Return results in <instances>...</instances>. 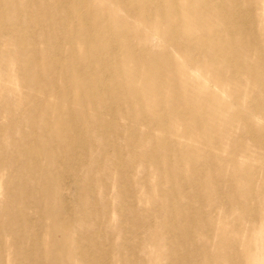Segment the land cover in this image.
I'll use <instances>...</instances> for the list:
<instances>
[{
    "label": "rangeland",
    "instance_id": "374dc122",
    "mask_svg": "<svg viewBox=\"0 0 264 264\" xmlns=\"http://www.w3.org/2000/svg\"><path fill=\"white\" fill-rule=\"evenodd\" d=\"M219 2L226 4L228 22L215 17L217 36L212 33L214 26L197 25L186 17L180 22L176 17L175 26L166 32L175 36L171 43L181 45L182 55L174 53L172 46L157 48L161 53L172 51L176 62L172 72L179 70L181 76L185 74L182 77H191L187 79L186 100L192 106L198 103L202 114L212 115L202 128H184V121L173 115L169 126L157 125L162 112L154 110L172 105L151 93L143 77L134 79L135 73L126 65L113 70L100 67L94 72L103 77L101 88H110L113 76L116 85L131 88L134 82L142 88L148 120H138L142 126L135 131L122 130L111 143L124 146L129 133L137 138L144 130V143L136 144L135 152L143 153L139 164L146 170L136 174L130 168V178L122 181L118 176L126 169L118 171L108 160L91 163L92 148L79 154L78 162H70L65 169L55 167L50 173L35 170L36 154H29L28 161L23 157L28 147L40 145L24 106L46 97L31 84L39 76L34 66L51 64L48 68L54 67V74L47 73L46 81L62 85L58 77L69 67L59 64L55 70L61 57L58 52L69 51L71 45L65 40L62 25L58 32L45 35L42 30H50L49 25L28 22L30 12L48 8L44 0H0V28L18 31L0 33V264H264V0ZM179 3L183 7L184 2ZM94 4L109 11L114 26L118 17L125 16L115 0H94ZM235 17L240 18V24L232 30L230 22ZM215 47L229 52L232 61H221L218 72V85L226 95L211 83L210 89L217 96L208 99L206 88L200 91L194 83V68L208 65L204 71L212 79L210 56ZM38 49L44 54L37 56ZM236 64L244 69L254 64L251 77L235 75L239 70ZM119 68L125 73L117 74ZM55 93L52 90L47 97L52 100V113L57 104ZM96 97H101L99 91ZM162 99L166 105L161 106ZM134 108L139 117L140 109L137 105ZM36 114L43 115V111L36 110ZM249 115L252 124L247 123ZM63 118L68 115L64 113ZM118 124L126 125L122 115ZM51 126L54 129L55 123ZM91 133L86 138L99 141L105 137L100 129ZM22 145L25 151L12 157ZM121 148H126L125 156L130 159L132 148ZM43 153L51 156L53 149H43ZM48 161L40 158L39 164L49 169ZM58 171L63 172L59 179L54 176ZM98 174L105 177L101 182L104 186L93 179ZM68 176L76 178L68 180ZM20 187L25 190L19 191ZM82 187H87L86 197L92 203L86 211L77 206L84 198ZM51 205L66 207L57 220L58 239L49 235L53 217L44 215ZM130 210L133 214L120 217ZM69 220L74 223L71 228L66 226ZM130 244L134 249L128 247ZM79 247L85 249V257L78 252ZM32 249L35 256H25ZM14 251L17 255L13 257Z\"/></svg>",
    "mask_w": 264,
    "mask_h": 264
},
{
    "label": "bare ground",
    "instance_id": "6f19581e",
    "mask_svg": "<svg viewBox=\"0 0 264 264\" xmlns=\"http://www.w3.org/2000/svg\"><path fill=\"white\" fill-rule=\"evenodd\" d=\"M48 8H40L34 12H30L28 15V22L37 25H49L50 30H42L45 35H50L59 31L62 25L63 33L65 34V40L71 45L69 51L61 49L58 53L61 57L56 63L55 70L59 66L69 67L65 69L58 79L63 81V84H56L54 82H48L45 79L47 73L54 74L52 69L48 67L51 65L48 62V67H43L40 64L34 66V73H38V78H34V82H31L36 88H40L46 95L44 99H34L30 107L27 108V118L32 122L31 130L34 136L40 138L39 147H28L27 152L23 157L28 161V155L36 154L38 160L35 163V170L45 171L50 173L56 168L60 167L65 169L70 162H78L79 154L94 149V153L90 154L91 163L104 162L106 160L111 164L110 167H115L118 171L120 169H126L124 175H119L120 180H128L130 178V168L134 170L136 174H144L145 168L139 164V157L144 156L140 151L135 152V146L138 143L143 144L145 138V131L141 137H129L126 140V145L130 146L131 155L130 159H127L126 148L124 146L115 147L112 145L113 138L121 134L122 130L135 131L137 126H142L138 120H148L146 108L143 105L142 88L137 87L133 83L131 88L116 85L115 76L111 78L112 84L110 88H101L100 83L102 75L94 73L100 67L111 69L113 67L126 65L131 71L135 73L134 79L143 77L144 85L147 89L156 95H160L166 98L168 103L172 106L163 107L161 110H154V112L161 111L162 114L158 116L155 123L160 126L170 125V115H173L177 119L184 121V128L192 125L197 128H202L204 123L212 119V115L209 113L202 114L201 108L198 103L192 106L191 102L186 100L188 94L187 87L189 82L187 79L181 76V72H172L170 69L176 65L171 52L182 55L181 45L174 41V35H169L166 30L175 26L173 19L178 17H186L190 21L197 25H207L213 27L215 17L223 19L227 24L228 14L225 13L226 4L219 2V0H181L184 2L183 7L180 6V0H115L117 7L125 13L124 17H118L116 26L113 25L111 16L108 10L100 8L94 4V0H44ZM88 8V11L86 10ZM66 13V16H63ZM165 17L168 20H165ZM240 24V18H232L230 22L231 29H237ZM3 26L0 19V27ZM178 31V29H175ZM17 33L12 28L4 29L0 28V33ZM213 35L217 36L219 30L217 25L213 27ZM231 35H234L233 31H230ZM162 40L160 45H154L159 40ZM246 40L251 41V38ZM59 40L57 46H59ZM172 46V51L168 54L159 52L157 48H165ZM80 47V48H78ZM203 48H206L203 45ZM38 54L43 55L44 50L38 49ZM110 55V58H109ZM49 61V60H47ZM229 63L232 61V55L229 52H225L219 47H215L214 54L210 56V62L212 66V79H210L207 73L204 71L208 68V65L203 64L199 68H194V83L198 90L202 91L206 88V96L208 99L215 98L216 93L213 92L210 87H215L223 96L226 92L220 88V79L218 77L219 69L223 66V63ZM114 63V64H113ZM236 68L239 69L234 72L235 75L245 74L249 79L254 71V64H249L245 69L241 64H236ZM242 68V69H241ZM50 70V71H49ZM117 74H124L125 72L119 68ZM232 74V72H231ZM27 78V77H25ZM191 78V77H190ZM234 78V76H233ZM212 83V84H211ZM221 84V83H220ZM169 91L164 93L163 90ZM264 89V86H263ZM263 89H260L261 91ZM52 90L55 91L57 103L54 108V113L51 112L52 100L47 98ZM101 94L100 98L96 97V92ZM76 93L75 95H73ZM187 93V94H186ZM192 95L191 98H193ZM161 106L166 105L163 99L160 101ZM203 101V105H204ZM201 104V105H202ZM64 105V106H63ZM137 105L140 109L139 117L136 115ZM262 108H258L261 112ZM25 110V109H24ZM36 110L43 111V115H37ZM106 111L108 113L104 114ZM122 111V114L120 113ZM92 112H95L92 113ZM64 113L68 115V118H63ZM121 115L126 121V125L121 127L118 124V120H121ZM54 118L48 124L42 123V121H49V118ZM215 117H213L214 119ZM247 123L252 124V117L246 116ZM37 120L39 121V129L37 128ZM55 123L54 129L51 125ZM250 128V127H249ZM101 130L104 132L105 137L100 138L99 141H95L93 138H86L87 135H91L94 130ZM191 129V128H188ZM1 131V129H0ZM20 134L22 131L20 130ZM24 146H20L17 151H14L12 157H18L17 153L24 152ZM43 149H53V154L46 157L43 153ZM40 158L48 159L49 169H45L40 166ZM65 164H63V163ZM56 167V168H55ZM140 167V168H139ZM92 175L94 169L91 168ZM62 171L54 173V176L59 179ZM170 176L174 178V174ZM76 178V176H68L67 179ZM98 183L101 184L105 181V177L102 174L93 176ZM59 181V180H57ZM102 185V184H101ZM104 186V185H102ZM25 189L20 187L19 191ZM84 198L78 201L77 206L82 211L91 209L92 203L86 197L87 187L81 188ZM121 195V194H120ZM117 194H114V198ZM122 196V195H121ZM110 199V197H109ZM66 209L65 205L59 207H49V210L44 214L52 216L54 221L49 235L52 239H58L61 237L60 229L57 225V220L62 212ZM133 214V210L120 214V217ZM72 220L66 222L67 227H73ZM137 226V223L134 224ZM138 227V226H137ZM184 229L182 232L186 236L189 235V231ZM127 246V245H126ZM125 247L122 246L121 249ZM129 248H133L132 244L128 245ZM85 249L78 248V252L85 257ZM91 251L90 249H88ZM100 250L102 255L108 256L104 250ZM35 251H27L25 256L34 257ZM17 255L14 251L13 257ZM60 261L57 263L59 264Z\"/></svg>",
    "mask_w": 264,
    "mask_h": 264
}]
</instances>
